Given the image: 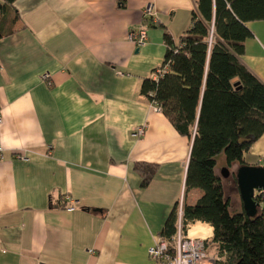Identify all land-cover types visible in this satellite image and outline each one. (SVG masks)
Listing matches in <instances>:
<instances>
[{
	"label": "crops",
	"instance_id": "crops-1",
	"mask_svg": "<svg viewBox=\"0 0 264 264\" xmlns=\"http://www.w3.org/2000/svg\"><path fill=\"white\" fill-rule=\"evenodd\" d=\"M197 1H15V30L0 38V264H155L148 249L184 199L191 140L140 87ZM147 4L166 29L147 28L139 47L128 34ZM247 26L240 59L264 82V20ZM140 161L158 166L144 188ZM246 161L264 166V135Z\"/></svg>",
	"mask_w": 264,
	"mask_h": 264
},
{
	"label": "trees",
	"instance_id": "trees-1",
	"mask_svg": "<svg viewBox=\"0 0 264 264\" xmlns=\"http://www.w3.org/2000/svg\"><path fill=\"white\" fill-rule=\"evenodd\" d=\"M15 1L0 3V38L15 30ZM191 15L189 27L178 38L165 30L163 71L156 79L157 69L144 78L140 91L191 140L182 201L185 226L201 221L213 227L206 245L208 253L221 257L216 264H264V208L250 217L241 199L242 210L232 211L217 173L221 157L230 172L234 164H249L247 152L264 135V82L240 59L246 40L253 36L247 23L264 20V0H198ZM143 27L165 26L144 15ZM134 170L144 188L158 166L140 161ZM232 176L238 187L236 171ZM179 206L180 201L161 236L176 233Z\"/></svg>",
	"mask_w": 264,
	"mask_h": 264
},
{
	"label": "built area",
	"instance_id": "built-area-1",
	"mask_svg": "<svg viewBox=\"0 0 264 264\" xmlns=\"http://www.w3.org/2000/svg\"><path fill=\"white\" fill-rule=\"evenodd\" d=\"M144 15L153 16L154 7L152 4H147L143 10ZM128 39L135 45L142 46L148 40L147 28L141 27L129 32ZM163 70L158 67L157 71L153 73V77L158 78L159 73ZM48 74L43 76L47 79ZM154 109L161 110V108L153 102ZM1 122V117H0ZM145 128L139 127L133 135L140 136L144 133ZM2 147H0V151ZM18 158L23 161H29V157L25 154H19ZM255 199L259 202V209L264 208V190L255 192ZM75 205L72 204L68 210H74ZM193 224L188 223L185 226L183 220V204L180 202L179 219L176 233L171 238L163 236L158 237L155 244L148 249L149 256L155 264H216L221 259L219 255H210L207 251L206 241L209 237L191 236L189 234L190 228ZM186 227V228H185ZM38 264H46L40 261Z\"/></svg>",
	"mask_w": 264,
	"mask_h": 264
},
{
	"label": "water",
	"instance_id": "water-1",
	"mask_svg": "<svg viewBox=\"0 0 264 264\" xmlns=\"http://www.w3.org/2000/svg\"><path fill=\"white\" fill-rule=\"evenodd\" d=\"M229 174V169L223 167V177H228ZM236 175L244 210L250 217H254L259 210V202L255 199V192L264 190V166L241 165L237 168Z\"/></svg>",
	"mask_w": 264,
	"mask_h": 264
},
{
	"label": "rangeland",
	"instance_id": "rangeland-1",
	"mask_svg": "<svg viewBox=\"0 0 264 264\" xmlns=\"http://www.w3.org/2000/svg\"><path fill=\"white\" fill-rule=\"evenodd\" d=\"M221 161H224V157L221 159ZM220 161V162H221ZM227 179V183H228V188H227V192L228 195L231 199V210L232 211H241L242 210V206H240L241 204V196L240 193L238 191V187L235 183V180L230 172L229 176L226 178ZM210 255H217L214 252H211Z\"/></svg>",
	"mask_w": 264,
	"mask_h": 264
},
{
	"label": "bare ground",
	"instance_id": "bare-ground-1",
	"mask_svg": "<svg viewBox=\"0 0 264 264\" xmlns=\"http://www.w3.org/2000/svg\"><path fill=\"white\" fill-rule=\"evenodd\" d=\"M189 233L191 236L210 235L212 233V226L199 221L191 226Z\"/></svg>",
	"mask_w": 264,
	"mask_h": 264
}]
</instances>
